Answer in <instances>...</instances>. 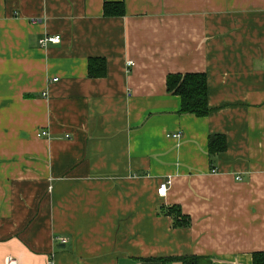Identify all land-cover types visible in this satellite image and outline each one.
I'll return each instance as SVG.
<instances>
[{
  "label": "crops",
  "instance_id": "0c3cea01",
  "mask_svg": "<svg viewBox=\"0 0 264 264\" xmlns=\"http://www.w3.org/2000/svg\"><path fill=\"white\" fill-rule=\"evenodd\" d=\"M46 34L61 42L41 46ZM98 57L106 74L91 77ZM187 72L207 75L206 116L167 89ZM256 251L264 0H0V264H253Z\"/></svg>",
  "mask_w": 264,
  "mask_h": 264
},
{
  "label": "trees",
  "instance_id": "16d2710c",
  "mask_svg": "<svg viewBox=\"0 0 264 264\" xmlns=\"http://www.w3.org/2000/svg\"><path fill=\"white\" fill-rule=\"evenodd\" d=\"M125 6L120 1H107L104 13L108 16L121 15ZM89 75L101 77L106 74V61L104 58H91L89 61ZM167 89L181 97V114L206 116L210 113L208 78L204 72L169 73L167 76ZM210 153L216 154L227 148L225 135H213L210 138ZM168 213L173 216L175 227H188L191 224L190 216L184 214L178 205H172ZM162 261L178 260L182 264H200L201 258L196 255L160 258ZM253 264H264V251L253 253Z\"/></svg>",
  "mask_w": 264,
  "mask_h": 264
},
{
  "label": "built area",
  "instance_id": "2783aa9c",
  "mask_svg": "<svg viewBox=\"0 0 264 264\" xmlns=\"http://www.w3.org/2000/svg\"><path fill=\"white\" fill-rule=\"evenodd\" d=\"M60 42H61V36L60 35L46 34V35L42 36L39 40V43L41 46H47L50 43H60ZM54 80L56 81V80H58V78H55ZM47 135H49V132L47 130H42L38 133V136H40V137H44ZM180 136H181L180 133L172 134V137L179 138ZM168 189H169V181L165 180L158 187V194L160 196H166ZM59 240H61L62 242H66V239L62 238V237H60ZM5 264H18V260L14 256L9 255L5 259ZM50 264H53V261H50Z\"/></svg>",
  "mask_w": 264,
  "mask_h": 264
}]
</instances>
